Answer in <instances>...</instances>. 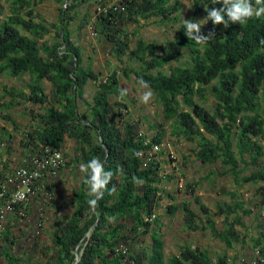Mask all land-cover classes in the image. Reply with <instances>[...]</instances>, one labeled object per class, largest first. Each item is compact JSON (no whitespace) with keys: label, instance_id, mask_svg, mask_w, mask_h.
Wrapping results in <instances>:
<instances>
[{"label":"trees","instance_id":"1","mask_svg":"<svg viewBox=\"0 0 264 264\" xmlns=\"http://www.w3.org/2000/svg\"><path fill=\"white\" fill-rule=\"evenodd\" d=\"M6 1L10 2V13L0 18V76L28 74L30 81L28 91L4 87L0 106L10 109L30 102L44 110L34 115L36 124L24 133L25 151L20 165L10 168L9 160H2L0 192L15 187L10 179L16 178V170L33 165L34 158L43 157L47 147L64 153L67 137L75 140L76 148L66 165L80 167L95 157L112 173L95 210L87 203L86 171L81 170V181L72 190L71 212L54 220L52 244L43 248L47 258L39 264H128L127 254L117 249L121 243L129 245L137 264H230L228 250L245 242L239 226H244L243 216L252 213L239 188L244 182L259 181L264 196V167L244 174L247 167L259 166L264 157V15L251 17L243 25L229 22L227 27L213 25L209 19L200 23V32L207 36L200 41L185 35L184 22L173 39L158 44L143 37L133 42L134 32L122 25L126 20L139 22L153 15L163 21H177V1L132 0L126 14L97 9V35L110 43L119 60L126 56L140 63L137 68H114L101 77L84 63L82 47L73 37L77 8L89 0H58L62 3L59 23L47 21L37 10L45 0ZM95 1L104 5L107 0ZM192 6L190 20H196L199 14L206 16L205 7L219 8L221 4L219 0L216 4L193 0ZM82 19L81 27L88 24V15ZM185 50L188 60L172 65L170 61L179 59ZM120 73L147 82L163 106L165 121H171L173 133L195 143L193 151L199 161L215 166L208 178L217 172L231 175L236 182L238 188L226 192L230 199L219 201L216 209L204 204L199 194L194 195L199 212L189 201L174 200L168 206L170 214L183 211L185 230H209L224 244V251L217 252L215 260L208 248L191 244H183L178 253L166 256L163 236L153 224L159 221L157 209L167 191L163 181L171 176L161 173L158 154L162 149L154 152L146 165L141 154L153 144L163 143L164 132L158 131L150 138L135 121L126 118V105L118 100L125 94ZM45 79L50 81V92L43 83ZM90 81L96 85L91 99L85 91ZM210 95L215 103L209 108L205 101ZM5 96L7 100H3ZM113 96L117 98L114 102ZM55 174H44L35 184L36 189ZM196 183L189 184L193 191ZM9 194L0 196V207ZM167 194L174 198L169 191ZM28 205H17L13 213L16 218L27 211ZM153 214L152 220L148 219ZM216 216L221 217L222 226ZM150 232V249H136ZM0 241L6 261L22 264L23 255L13 253L11 248L16 241L10 224L0 229ZM254 247L253 259L256 264H264V232L254 239Z\"/></svg>","mask_w":264,"mask_h":264},{"label":"rangeland","instance_id":"2","mask_svg":"<svg viewBox=\"0 0 264 264\" xmlns=\"http://www.w3.org/2000/svg\"><path fill=\"white\" fill-rule=\"evenodd\" d=\"M175 1L180 5L177 21L170 19L163 21L161 17L156 15L148 19H141L139 22L126 20L122 26L129 32H134V35L131 36L132 41L135 42L139 37H143L148 41L161 44L173 39L176 36L177 28L185 22V19L190 20L194 11L193 0ZM9 3L2 0L3 12L0 13V18H4L10 13ZM97 3L95 0L81 2L77 8L78 16L72 23V27L75 29L73 37L82 47L84 63L87 66H92L100 73L101 77H105L114 68H137L140 64L137 60H131L126 56L119 60L113 55L110 43L99 35L93 34L92 28L97 16ZM61 4L58 0H45L37 5V10L42 13L47 21L59 23ZM85 15H88L89 21L86 26L81 27L80 22ZM204 17V14H199L196 21L204 23ZM54 33L55 31H53ZM187 60L188 52L185 50L179 59L172 60L170 63L172 65L183 64ZM120 75L125 94L118 100L126 105L123 108L126 118L135 121L141 131L150 138L158 131L164 132L163 151L161 150L162 152L158 154V158L162 162L161 173L165 176H171V179H165L162 186L174 198L170 197L167 191L163 192V198L157 209L159 221H154L153 227L159 230L163 236L166 256L178 253L179 247L183 244H191L208 248L215 260L216 253L224 251V244L216 239L209 230H185L183 228V211L178 210L175 214H170L168 206L174 200L176 202L189 201L191 206L199 212V205L194 199V195L199 194L204 204L216 209L219 201L230 199L226 192L238 188L236 182L231 175L221 176L217 172L208 178L209 170L215 166L199 161L193 151L195 143L173 133L171 121H165L163 106L157 100L154 91L148 86L147 90L151 91V96L146 102H142L140 96L145 89L138 84L135 76L132 74L125 77L122 73ZM29 81L28 74L12 76L9 73H4L0 76V93L6 86L28 91ZM43 83L47 91L50 92V81L45 79ZM85 91L86 96L91 99L96 91L94 81L88 83ZM7 99L8 97L5 96L3 100ZM116 99L115 96L112 97L113 102ZM214 103L215 98L212 95L205 101V105L209 108ZM43 110L42 107L30 102H24L22 105L10 109H4L3 106H0V167H2V160L4 159L9 160L10 168L20 165L19 162H22L25 151L22 146L24 133L36 124L34 115L43 112ZM8 133L11 136H8ZM75 145V140L67 137L64 147L65 163L62 168L49 179L45 178V181L39 185L37 195L31 199L25 215L16 218V215L9 214L3 225H11V231L16 241L11 248L13 253L23 255L22 264H39L40 261L46 260L47 256H45L43 248H49L52 244L51 235L54 220L62 214L71 212L72 190L81 181V167L71 168L66 165V162L70 161L74 155ZM8 146L12 148L10 149ZM8 149L11 151L8 152ZM261 166L264 167V157L259 166L247 167L244 174H249ZM216 170L220 171L221 169L216 166ZM193 182H197L194 186L192 185L194 191L189 185ZM261 189L262 183L259 181L244 182V185L239 188L246 206L252 208V213L244 215V226H239L245 235V242H240L235 248L228 250L230 264L252 263L254 257L252 253L255 248L254 239L259 236L260 232H264V213L262 211L264 196L260 194ZM216 219L218 225L222 226L221 217L216 216ZM152 241V233L150 232L141 239V243L136 244V249L146 248L148 250ZM0 244H2L1 241ZM1 250L2 247L0 246V264H9L1 254Z\"/></svg>","mask_w":264,"mask_h":264},{"label":"built area","instance_id":"3","mask_svg":"<svg viewBox=\"0 0 264 264\" xmlns=\"http://www.w3.org/2000/svg\"><path fill=\"white\" fill-rule=\"evenodd\" d=\"M132 0H107L104 5L98 3L97 9L99 11L110 10L113 12H121L126 14L128 12V5ZM93 34H97L95 28H92ZM164 143H155L152 148L142 152L141 154L146 159L144 165L149 162L152 158L154 152H159L163 148ZM65 157L63 150L60 149H51L47 147L44 152L43 157H35L33 160V165L30 167H19L16 170V178L13 177L10 179L11 183L15 185V187L10 188L8 191L3 190L0 192V196H4L6 192H10L9 197L5 200L3 205L0 207V229L3 228L6 219L9 214H13L16 211V207L18 204L22 205V207L26 206L30 203L31 198L35 195L37 189L35 184L39 182L44 174H55L57 170L64 163ZM262 211L264 213V202L262 204ZM25 215V212H21ZM156 214H153L151 219ZM118 250H121L127 254L125 260L128 264H137L135 258H133L130 253V247L126 243H121L118 247ZM256 254H259L260 251L258 249L255 250ZM256 257V255H255ZM252 264H256L255 258L252 260Z\"/></svg>","mask_w":264,"mask_h":264},{"label":"clouds","instance_id":"4","mask_svg":"<svg viewBox=\"0 0 264 264\" xmlns=\"http://www.w3.org/2000/svg\"><path fill=\"white\" fill-rule=\"evenodd\" d=\"M217 2L218 0H211L213 4ZM219 3L221 4L219 8L208 9L205 7V22L210 19L213 25L219 23L227 27L229 22L243 25L251 17L259 18L264 15V0H219ZM201 25L196 20L185 19L183 26L185 35L196 41L206 38L207 36L200 32ZM138 84L145 89L140 96V100L146 102L151 96V91L147 90L148 84L143 79H139ZM80 167L82 171H86L85 183L87 184V194L89 196L87 203L94 207L102 197L112 173L110 170H105L101 161L95 157L88 160L86 164L80 165Z\"/></svg>","mask_w":264,"mask_h":264},{"label":"water","instance_id":"5","mask_svg":"<svg viewBox=\"0 0 264 264\" xmlns=\"http://www.w3.org/2000/svg\"><path fill=\"white\" fill-rule=\"evenodd\" d=\"M95 209V206L93 207ZM96 210V209H95ZM77 259L79 260L80 259V255H78Z\"/></svg>","mask_w":264,"mask_h":264}]
</instances>
